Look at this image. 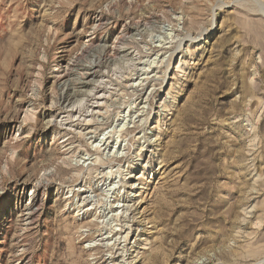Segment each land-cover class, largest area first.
Returning a JSON list of instances; mask_svg holds the SVG:
<instances>
[{"label": "rangeland", "instance_id": "rangeland-1", "mask_svg": "<svg viewBox=\"0 0 264 264\" xmlns=\"http://www.w3.org/2000/svg\"><path fill=\"white\" fill-rule=\"evenodd\" d=\"M0 264H264V0H0Z\"/></svg>", "mask_w": 264, "mask_h": 264}, {"label": "bare ground", "instance_id": "bare-ground-1", "mask_svg": "<svg viewBox=\"0 0 264 264\" xmlns=\"http://www.w3.org/2000/svg\"><path fill=\"white\" fill-rule=\"evenodd\" d=\"M151 63V62H150ZM144 72V71H143ZM88 125V124H87ZM117 132V131H116ZM114 133V132H113ZM104 138V137H103ZM109 137H107L106 139H101L100 141H99V145L101 144V145H103L104 147H107V145L109 144V142H114V144H116V140H117V138L114 140V139H110V141H109V139H108ZM108 139V140H107ZM98 145V146H99ZM97 146V147H98ZM101 147V146H100ZM99 148V147H98ZM102 148V147H101ZM106 149V148H105ZM108 175L109 174H113L110 170H109V172L107 173ZM105 176V175H104ZM108 179V178H107ZM106 180V179H105ZM102 182V181H101ZM105 184V183H104ZM103 186V185H102ZM105 187V186H104ZM108 189V188H107ZM110 189V188H109ZM118 231L120 232V233H118ZM118 231H116V233H114L115 235H121V231L118 229ZM112 233H113V231H112ZM113 234V235H114ZM111 235V234H110ZM126 235V234H125ZM108 236V235H107ZM106 236V237H107ZM124 236V235H123ZM126 237V236H125ZM114 238V237H113ZM118 238H119V236H118ZM128 238V237H127ZM125 239V238H124ZM108 241V240H107ZM126 241V240H125ZM112 248V247H111Z\"/></svg>", "mask_w": 264, "mask_h": 264}]
</instances>
